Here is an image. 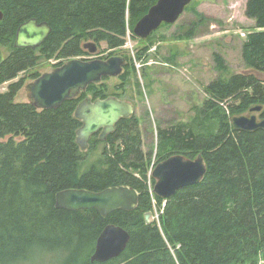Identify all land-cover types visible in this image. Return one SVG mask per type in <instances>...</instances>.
<instances>
[{
	"label": "trees",
	"instance_id": "obj_1",
	"mask_svg": "<svg viewBox=\"0 0 264 264\" xmlns=\"http://www.w3.org/2000/svg\"><path fill=\"white\" fill-rule=\"evenodd\" d=\"M156 1L0 0V48L8 49L6 56L0 52V86L32 71L41 60L55 57L60 66L87 56L82 49L86 38L96 45L106 42L112 50L122 48L128 31L132 33ZM245 14L255 25L242 44L241 58L246 67L264 74V0H246ZM30 19L46 22L51 33L36 50L14 48L17 28ZM212 57L215 68L226 73L225 60L216 53ZM130 68L125 66L121 82ZM23 84L19 79L0 92V264H22L39 250L50 251L54 244H72L74 239L88 244L84 264H90L96 239L108 224L123 228L130 239L118 258L104 264L264 260V130L234 131L230 125V118L254 106L262 107L259 119H264V82L255 75L234 74L205 87L208 99L196 110L204 122L198 124L199 133L191 125L158 131L154 164L176 154L190 159L201 154L207 166L201 183L167 201L151 194V155L142 149L135 115L120 120L104 141L109 150L105 147L84 166L76 144L81 123L73 115L84 93L57 109L37 111L29 102L14 103ZM86 91L93 101L107 98L95 85ZM98 143L103 142L95 134L88 148L94 151ZM79 167L85 170L81 174ZM116 186L138 191V208L103 218L94 210L69 212L54 206L60 191L100 192ZM152 202L158 220L146 224L144 215L153 213Z\"/></svg>",
	"mask_w": 264,
	"mask_h": 264
},
{
	"label": "rangeland",
	"instance_id": "obj_2",
	"mask_svg": "<svg viewBox=\"0 0 264 264\" xmlns=\"http://www.w3.org/2000/svg\"><path fill=\"white\" fill-rule=\"evenodd\" d=\"M245 6L246 0H191L174 24H162L147 39H138L128 31L122 48L112 50L106 42H101L95 54L87 55V58L106 60L120 54L125 57L127 66H133L124 82L119 77L106 78L95 86L104 89L107 97L119 98L133 106L132 115L139 121L142 149L150 153L152 164L157 162L159 130L191 125L199 133L202 128L198 124L202 119L196 110L208 99L205 87L214 80H227L231 75L251 70L241 58L242 44L255 25L247 18ZM86 43H94V40L86 38L82 44ZM0 52L6 56L8 49L2 47ZM215 53L225 60L226 73L215 68L212 57ZM52 60H41L32 71L1 85L0 92H6L10 83L23 79V87L14 103H28L25 86L34 80L31 78L34 73L40 76L57 67L60 60L55 57ZM258 78L264 75L258 74ZM120 86L122 88L118 89ZM84 95L92 97L88 91ZM208 124L211 123L208 121ZM102 142L96 144L94 151L89 148L82 151L84 166L98 158L105 147L109 150ZM84 171L79 167L80 174ZM152 205L156 221L157 211L153 202ZM83 243L74 239L72 244H54L50 251L39 250L22 264H84L90 252L88 244Z\"/></svg>",
	"mask_w": 264,
	"mask_h": 264
},
{
	"label": "water",
	"instance_id": "obj_3",
	"mask_svg": "<svg viewBox=\"0 0 264 264\" xmlns=\"http://www.w3.org/2000/svg\"><path fill=\"white\" fill-rule=\"evenodd\" d=\"M190 3L191 0H157L135 24L132 35L141 40L147 39L162 24H174ZM50 33L51 28L46 22L38 23L36 19H30L17 28L13 47L36 50ZM82 49L93 55L98 47L94 43H86L82 45ZM125 65L126 59L120 54L106 60L66 61L25 86L29 94V103L37 111L57 109L64 102L78 98L89 86L98 85L106 78L120 77ZM242 74H253L259 81L264 80L258 78V74L262 73L253 70ZM261 110V106H254L248 110V115L230 118L232 129L243 132L264 130V119H259ZM133 112L131 104L116 97L94 101L86 97L76 106L73 113L81 123V127L76 131V144L79 149L81 151L87 149L91 137L97 133L99 139L105 141L106 137L114 132L117 123L131 117ZM206 172V162L201 154L193 159L179 154L172 155L152 165L149 173L154 181L151 193L167 201L177 191L201 183ZM139 196L138 191L128 186L108 187L100 192L69 189L55 195L54 206L56 209L69 212L94 210L106 218L115 211L135 210L139 205ZM144 220L146 224L152 223L154 221L152 213H146ZM129 239V234L123 228L108 224L96 239L93 253L89 258L90 264H104L118 258L125 251Z\"/></svg>",
	"mask_w": 264,
	"mask_h": 264
},
{
	"label": "bare ground",
	"instance_id": "obj_4",
	"mask_svg": "<svg viewBox=\"0 0 264 264\" xmlns=\"http://www.w3.org/2000/svg\"><path fill=\"white\" fill-rule=\"evenodd\" d=\"M144 42V41H143ZM83 45V44H82ZM20 49V48H19ZM124 57V56H123ZM75 59H78V60H83V61H88V60H90V58H87V56H80V57H77V58H75ZM52 60V59H51ZM53 61V60H52ZM63 62V61H62ZM135 62H137V61H135ZM55 64H56V62H54ZM134 63V62H133ZM62 64V63H61ZM60 64V65H61ZM54 66V65H53ZM59 66V65H58ZM231 125V124H230ZM92 138V137H91Z\"/></svg>",
	"mask_w": 264,
	"mask_h": 264
},
{
	"label": "built area",
	"instance_id": "obj_5",
	"mask_svg": "<svg viewBox=\"0 0 264 264\" xmlns=\"http://www.w3.org/2000/svg\"><path fill=\"white\" fill-rule=\"evenodd\" d=\"M149 188H150V186H149ZM156 217H158V214H156ZM256 264H264V260L259 259L258 262H257Z\"/></svg>",
	"mask_w": 264,
	"mask_h": 264
},
{
	"label": "flooded vegetation",
	"instance_id": "obj_6",
	"mask_svg": "<svg viewBox=\"0 0 264 264\" xmlns=\"http://www.w3.org/2000/svg\"><path fill=\"white\" fill-rule=\"evenodd\" d=\"M95 58V57H94Z\"/></svg>",
	"mask_w": 264,
	"mask_h": 264
}]
</instances>
